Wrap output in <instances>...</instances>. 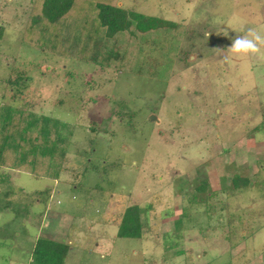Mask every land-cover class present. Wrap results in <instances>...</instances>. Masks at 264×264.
Returning a JSON list of instances; mask_svg holds the SVG:
<instances>
[{"label":"rangeland","instance_id":"obj_1","mask_svg":"<svg viewBox=\"0 0 264 264\" xmlns=\"http://www.w3.org/2000/svg\"><path fill=\"white\" fill-rule=\"evenodd\" d=\"M34 1L0 0V105L73 131L58 178L6 169L20 211H0V264L38 237L68 244L65 264H264V42L229 51L264 36V0H115L173 24L110 65L24 43ZM132 205L141 236L119 237Z\"/></svg>","mask_w":264,"mask_h":264},{"label":"trees","instance_id":"obj_2","mask_svg":"<svg viewBox=\"0 0 264 264\" xmlns=\"http://www.w3.org/2000/svg\"><path fill=\"white\" fill-rule=\"evenodd\" d=\"M172 24L118 6L115 0H35L22 38L24 43L43 47L44 51L55 55L110 65L114 61L120 62L124 53L131 49L137 50L136 41L140 36L166 30ZM2 32L0 25V38ZM72 131V125L52 116L33 113L26 105H0V182L10 184L7 168L22 170L35 177L58 178L65 164ZM88 167L86 164L82 172H87ZM246 181L234 177L232 185L244 188ZM199 188L203 189V183ZM11 192L9 189L7 195ZM4 199L0 194V211H20V207H14ZM141 232L139 207H127L117 236L139 238ZM68 249L64 242L38 237L28 264H65Z\"/></svg>","mask_w":264,"mask_h":264},{"label":"clouds","instance_id":"obj_3","mask_svg":"<svg viewBox=\"0 0 264 264\" xmlns=\"http://www.w3.org/2000/svg\"><path fill=\"white\" fill-rule=\"evenodd\" d=\"M264 42V36L249 30L246 36H237L231 43L229 51L233 56L242 57L258 50V44Z\"/></svg>","mask_w":264,"mask_h":264}]
</instances>
